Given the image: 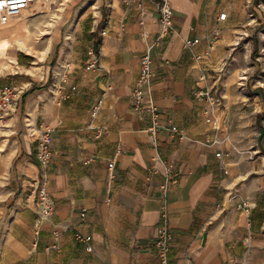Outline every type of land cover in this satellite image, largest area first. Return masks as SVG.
<instances>
[{
  "label": "crops",
  "instance_id": "obj_1",
  "mask_svg": "<svg viewBox=\"0 0 264 264\" xmlns=\"http://www.w3.org/2000/svg\"><path fill=\"white\" fill-rule=\"evenodd\" d=\"M168 2L164 35L160 0H76L52 26L37 3L14 19L44 55L14 43L0 59V264H158L164 206L170 264H264V0ZM148 49L156 141L131 100ZM43 177L55 211L37 226Z\"/></svg>",
  "mask_w": 264,
  "mask_h": 264
},
{
  "label": "built area",
  "instance_id": "obj_2",
  "mask_svg": "<svg viewBox=\"0 0 264 264\" xmlns=\"http://www.w3.org/2000/svg\"><path fill=\"white\" fill-rule=\"evenodd\" d=\"M48 2L52 6L62 5L66 0H0V23L7 24L12 20L19 18L25 11L31 9L33 5H36L39 2ZM141 1V0H138ZM160 24L163 28V35L173 26L174 11L168 2V0H160ZM227 14H221L218 17L219 22L225 21ZM219 36L218 32L214 33V37ZM199 41H186L185 46L191 47L197 44ZM154 77L153 70V61L151 56V50L148 49L140 58V71L139 76L136 82L133 85L131 100L132 108L135 113L141 116H147L149 121L148 131L153 139L156 141V138L159 134L160 129V114L157 107L154 105L150 93L148 91L152 79ZM5 97L6 94L4 93ZM196 97L199 100H206L211 102L212 97L206 93L199 90L196 93ZM10 105L9 101H1L0 96V114H3L5 110ZM207 122L210 123V117L208 116ZM173 133H177V127L171 128ZM229 136L226 137L228 139ZM37 155L41 163V167L46 169L52 161V150L50 147V136L49 132H43L37 139ZM180 173L178 171L170 170L167 174L166 182V191L169 188H176L179 185ZM33 189V207L37 213V226L41 225L43 222L47 221L55 211V201L53 196L48 190V180L46 177L38 178L34 180L31 184ZM235 199V198H234ZM164 200L167 201V196H164ZM238 209L242 212L250 213L251 206L247 201H241L238 205ZM76 240L83 242L87 245L88 251H92V248L89 246L91 242V237L83 236L79 233L75 234ZM172 236L169 230V220L167 213H163V226L162 229L156 238L155 248L156 255L158 258V264H170V245H171ZM250 239H246V243L249 244ZM52 249H57L58 245H53Z\"/></svg>",
  "mask_w": 264,
  "mask_h": 264
},
{
  "label": "bare ground",
  "instance_id": "obj_3",
  "mask_svg": "<svg viewBox=\"0 0 264 264\" xmlns=\"http://www.w3.org/2000/svg\"><path fill=\"white\" fill-rule=\"evenodd\" d=\"M69 0H66V2H68ZM40 5V7H41V11H38V14H39V12H40V14H46V15H49L53 20L55 19V17H57L58 15H57V11H62V9L63 8H60V9H58L57 11L56 10H54L53 9V6L50 4V3H48V2H42L41 1V3L39 2V4H38V6ZM37 15V14H36ZM35 16V15H34ZM33 17V16H32ZM28 19V18H27ZM13 21H15V20H12L10 23H7V24H1L0 23V26L2 25V26H8V25H10ZM50 26H52V25H50ZM22 27V26H21ZM20 27V28H21ZM14 28V27H13ZM22 29V28H21ZM2 30V29H1ZM13 31V30H12ZM6 32V31H5ZM2 33H4V32H2ZM42 35V34H41ZM44 35V34H43ZM9 36V35H8ZM8 36H3V37H0V41H3V42H5V44L7 45V46H11V45H13L14 43H16L20 48H22V49H24V50H26L27 52H31V48H33V47H31V46H29V44H28V40L25 38V37H18V38H15L14 39V41H9L8 39ZM38 36V35H37ZM33 37V36H32ZM43 37V36H42ZM28 38V37H27ZM30 40H32V39H30ZM49 41V40H48ZM47 43V42H46ZM51 43V42H50ZM33 44V43H32ZM50 45V44H49ZM48 48V47H47ZM37 52V51H36ZM43 55H44V52H40L39 51V54H38V56H39V58H43ZM5 56H6V54H5V52H3V51H1L0 52V59L2 60V59H5ZM13 57V56H12ZM13 59V58H12ZM15 59V58H14ZM37 67H40L39 69H41V66H37Z\"/></svg>",
  "mask_w": 264,
  "mask_h": 264
},
{
  "label": "rangeland",
  "instance_id": "obj_4",
  "mask_svg": "<svg viewBox=\"0 0 264 264\" xmlns=\"http://www.w3.org/2000/svg\"><path fill=\"white\" fill-rule=\"evenodd\" d=\"M76 0H69L68 2H65V4L64 5H58V6H53V9L55 8V9H60V8H64V7H66L67 6V3H70V4H73L74 2H75ZM41 3V2H40ZM39 11H41L42 9H41V7H40V5H39V9H38ZM57 11V10H56ZM39 14H40V12H39ZM38 15V14H37ZM37 15H35V16H37ZM35 16H33V17H35ZM50 17V16H49ZM56 18V17H55ZM53 22H54V20L51 22V21H49V22H47V24L48 23H50L51 25L53 24ZM22 26V27H21ZM14 27V28H13ZM22 29H21V28ZM2 29V30H1ZM13 30V31H12ZM6 31V32H5ZM22 31H24L25 32V34L27 35L28 34V31H27V29H26V26H25V23L24 22H21V23H18V24H16V21H13L10 25H8V26H0V37H3V36H8V40L9 41H14V39L15 38H18V37H25V36H22V34H21V32ZM2 32H4V33H2ZM9 48V46H7L6 44H5V42H3V41H0V52L1 51H3V52H5V54H6V56H7V49ZM37 51V52H36ZM30 53H35L36 55H38L39 54V51L38 50H35L34 48H31V52ZM6 56H5V58H6ZM36 66H38V63L36 64Z\"/></svg>",
  "mask_w": 264,
  "mask_h": 264
}]
</instances>
